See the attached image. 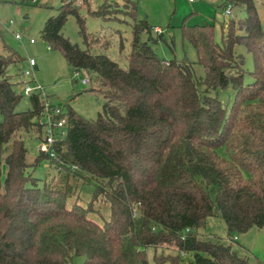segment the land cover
Returning <instances> with one entry per match:
<instances>
[{"label": "trees", "instance_id": "trees-1", "mask_svg": "<svg viewBox=\"0 0 264 264\" xmlns=\"http://www.w3.org/2000/svg\"><path fill=\"white\" fill-rule=\"evenodd\" d=\"M237 3L245 16L222 19L218 36L209 21L179 26L196 51L194 61L161 58L153 44L163 34L132 7L122 67L102 51L109 40L87 33L79 6L64 0L41 37L70 67L88 73V90L104 101L94 119L59 105L66 135L55 143L54 157L38 152L27 159L24 136L33 131L41 138L44 100L32 93L29 107L18 109L21 75L17 68L15 80L11 66L23 58L4 46L0 264H72L75 256H83L80 264H149L146 248L163 245L175 253L155 256V264H181L184 254L188 264H261L231 243L198 236L209 216L222 218L232 241L235 233L264 227V26L253 0L218 6L224 11ZM103 6L88 11L112 17ZM69 14L85 48L62 33ZM238 44L251 54L252 70L244 68ZM246 73L251 79L244 81ZM41 162L63 176L40 183L33 170ZM78 185L90 199L74 198ZM93 200L105 205V214L93 215Z\"/></svg>", "mask_w": 264, "mask_h": 264}, {"label": "rangeland", "instance_id": "rangeland-1", "mask_svg": "<svg viewBox=\"0 0 264 264\" xmlns=\"http://www.w3.org/2000/svg\"><path fill=\"white\" fill-rule=\"evenodd\" d=\"M64 0H32L20 3L19 0H0V52L4 46L16 50L23 61L19 65L11 66L14 79L19 80V69H24L29 58H33L36 64L32 74V82L42 88V93L48 100L60 105L64 110L72 108L78 115L88 119H94L101 110L103 97L88 90L91 82L82 83V79H88L85 70H74L68 65L62 53L52 49L41 37V30L45 21L50 16L58 13V8ZM262 26H264V0H253ZM221 0H87L79 6V14L84 20V28L90 35L105 36L110 42L106 49H102L111 59L117 61L120 66H126V54L130 48L132 7L133 14L137 18H144L149 24L159 28L157 32L163 34L153 47L157 54L165 59L180 60L184 57L196 60V51L186 39L182 38L179 26L182 23L194 24L209 21L215 25V33L218 36L219 22L224 18L237 20L245 16L244 7L241 4H232L231 14L223 13L218 5ZM103 4L110 14V18H103L91 14L89 10H95ZM20 33L22 38L16 39L14 33ZM62 33L72 43H77L85 48V43L79 33L76 17L69 14L63 24ZM33 38L35 41L30 42ZM235 51L244 56V68L253 69V59L243 45H236ZM197 75L202 74L199 64L194 66ZM28 77L27 79H31ZM248 73L244 75V81L250 80ZM224 97L225 94H222ZM29 107L26 95H23L18 103V109ZM34 132L24 136V144L27 147V159L31 161L38 154L39 140ZM4 167V166H3ZM33 175L42 181H49L52 177L61 178L63 173H57L54 166L48 162H41L33 170ZM70 182L73 180L70 177ZM80 184V181L78 182ZM80 185H78L79 188ZM76 191L74 198L79 200L90 199V194L81 188ZM73 198V199H74ZM93 215L100 211L106 213L105 205L100 200L91 201ZM199 238L202 240H219L224 244H232L238 253L246 255L250 261H259L264 264V227H250L248 230L235 233V240L227 236L224 221L219 216H209L204 226L199 230ZM172 247L165 245L156 249L146 248L149 264L154 263V257L165 258L174 254ZM161 256V257H160ZM181 264H188L189 255L182 256ZM165 260V259H164ZM83 256H75L72 264H80Z\"/></svg>", "mask_w": 264, "mask_h": 264}, {"label": "built area", "instance_id": "built-area-1", "mask_svg": "<svg viewBox=\"0 0 264 264\" xmlns=\"http://www.w3.org/2000/svg\"><path fill=\"white\" fill-rule=\"evenodd\" d=\"M72 2L75 5L82 4L83 0H66ZM192 1V0H189ZM230 5L227 6L223 13L230 15L231 9ZM14 37L16 39H21L22 36L20 33L15 32ZM29 41L32 43L35 40L30 38ZM36 64L33 58H29L27 61V65L24 69H20L21 75V84L20 90L21 92L29 96L32 93H37L44 100L43 109L40 112V116L38 118L39 123L42 126V136L39 139L38 144V152L44 153L49 157L55 156V143L58 140H61L66 135V126H65V118L63 116V109L59 105H55L51 103L48 98L42 93V88L32 82V74ZM31 77V79H27ZM88 82L87 78L82 79V83L86 84ZM237 237L234 236L233 240Z\"/></svg>", "mask_w": 264, "mask_h": 264}, {"label": "crops", "instance_id": "crops-1", "mask_svg": "<svg viewBox=\"0 0 264 264\" xmlns=\"http://www.w3.org/2000/svg\"><path fill=\"white\" fill-rule=\"evenodd\" d=\"M155 30H159V28L157 26L154 27Z\"/></svg>", "mask_w": 264, "mask_h": 264}, {"label": "water", "instance_id": "water-1", "mask_svg": "<svg viewBox=\"0 0 264 264\" xmlns=\"http://www.w3.org/2000/svg\"><path fill=\"white\" fill-rule=\"evenodd\" d=\"M37 67L35 66V69H36Z\"/></svg>", "mask_w": 264, "mask_h": 264}]
</instances>
